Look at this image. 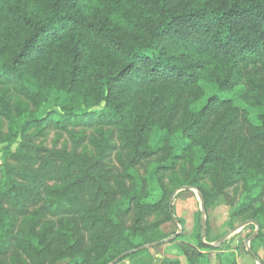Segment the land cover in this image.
Masks as SVG:
<instances>
[{
	"label": "trees",
	"instance_id": "obj_1",
	"mask_svg": "<svg viewBox=\"0 0 264 264\" xmlns=\"http://www.w3.org/2000/svg\"><path fill=\"white\" fill-rule=\"evenodd\" d=\"M1 85L43 111L9 117L0 264H112L160 241L140 226L164 208L180 164L218 193L243 182L231 216L253 214L264 237V0H0ZM40 127H109L120 147L94 139L90 155L83 136L47 149L28 134ZM119 148L129 165L117 172L106 159ZM154 156L148 182L135 168ZM132 214L137 236L122 229ZM178 248L188 264H237L202 240ZM129 256L152 259L144 249L119 261Z\"/></svg>",
	"mask_w": 264,
	"mask_h": 264
},
{
	"label": "rangeland",
	"instance_id": "obj_2",
	"mask_svg": "<svg viewBox=\"0 0 264 264\" xmlns=\"http://www.w3.org/2000/svg\"><path fill=\"white\" fill-rule=\"evenodd\" d=\"M210 75L209 72H207ZM210 82V80L205 79ZM23 110L21 115H17L16 107ZM9 107L11 112L6 108ZM43 106L36 107L28 100L20 96L13 88H8L5 85L0 86V133L3 138L0 140V166L6 161L15 162L9 156H6V148L9 146L8 140L14 134V127L9 122V117L21 124L25 117V112L35 113L36 116L41 115ZM57 109V106L56 108ZM6 115V116H5ZM32 139L47 149H74L78 141L85 136L86 139L79 146V151L88 152L90 155L95 154V147L92 145L94 139L106 138L112 140L115 145L119 146L117 135L113 134V129L109 127H97L85 129L83 127L73 128L68 131H60L49 127L33 128L28 132ZM11 145V151L17 152L20 138ZM120 147V146H119ZM126 151L121 148L110 154L106 163L111 167L116 168L117 172L123 171L124 166L129 165ZM163 163L159 156H154L151 159L144 161L141 166H137L135 170L140 172L143 179L150 182L152 178V168ZM188 172L187 164H180L174 172H168L165 178L166 186V201L164 208L149 217L141 226V229H149L157 227L161 232V240L166 242L147 249L151 254L152 259L144 256L137 259L135 256H129L126 259L118 261L116 264H161L164 260L179 259L181 264H188L186 257L182 254L178 245L181 243H191L196 245L201 236L197 228L201 225V191L199 188L211 193L209 202L206 205L207 223H206V240L208 243L215 244L222 236L232 230L240 227L248 221H254V215L248 214L239 220L234 221L231 213L239 206L242 201L243 182L238 183L232 188L226 189L224 193H218L214 189V185L210 178L197 183L196 186L186 176ZM156 180V178H155ZM204 200V198H203ZM205 202V201H204ZM173 215L176 218L173 219ZM53 221H59V219ZM138 224L135 222V215L132 214L123 219L122 229L128 234L136 235ZM256 231L254 224L246 225L233 233L220 247L223 251L234 252L237 255V264H259L258 261L250 255L245 245V240L248 239ZM261 231V230H260ZM154 232V230H153ZM180 232V233H179ZM264 233V230L262 231ZM260 233V232H259ZM206 241V242H207ZM253 252L259 257L264 264V237H257L251 242ZM212 258H215V252L210 251ZM11 264H15L12 262Z\"/></svg>",
	"mask_w": 264,
	"mask_h": 264
},
{
	"label": "water",
	"instance_id": "obj_3",
	"mask_svg": "<svg viewBox=\"0 0 264 264\" xmlns=\"http://www.w3.org/2000/svg\"><path fill=\"white\" fill-rule=\"evenodd\" d=\"M200 200H201V208H202V213H201V240L204 244H207L209 246L212 247H220L233 233H235L238 229L249 225V224H254L256 226V231L253 233V235H251L248 239L245 240V245L247 247L248 252L250 253V255H252V257H254L259 264H262V261L259 259V257L253 252L252 248H251V242L256 239L259 235L260 232V225L256 222V221H248L245 224L241 225L240 227L236 228L235 230L230 231L229 233H227L226 235L222 236L215 244H210L208 242H206V223H207V211H206V205L205 202L203 200V196L202 194H200ZM173 219L176 220V218L173 215ZM180 233V232H179ZM167 240H160V241H156V242H152L149 244H146L142 247H139L137 249L128 251L126 253H124L123 255L119 256L117 259H115L113 261L112 264H116L123 256L128 255V254H133L136 251H140V250H144V249H149V248H153L156 247L164 242H166Z\"/></svg>",
	"mask_w": 264,
	"mask_h": 264
}]
</instances>
